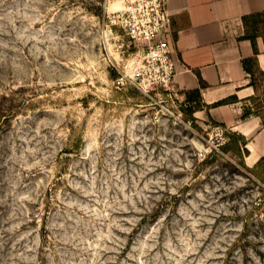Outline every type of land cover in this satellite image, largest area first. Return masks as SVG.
I'll return each instance as SVG.
<instances>
[{
	"label": "rangeland",
	"instance_id": "1",
	"mask_svg": "<svg viewBox=\"0 0 264 264\" xmlns=\"http://www.w3.org/2000/svg\"><path fill=\"white\" fill-rule=\"evenodd\" d=\"M119 6L0 0V264H264V167L116 87Z\"/></svg>",
	"mask_w": 264,
	"mask_h": 264
},
{
	"label": "crops",
	"instance_id": "2",
	"mask_svg": "<svg viewBox=\"0 0 264 264\" xmlns=\"http://www.w3.org/2000/svg\"><path fill=\"white\" fill-rule=\"evenodd\" d=\"M167 7L179 96L185 99L186 93L200 90L202 109L193 114L195 121L242 136L249 152L244 162L253 168L264 160V124L253 113L243 119L255 96L243 61L255 60L264 76V28L256 39L257 52L245 38L256 24L254 17L264 14V0H167ZM199 79L205 89H200Z\"/></svg>",
	"mask_w": 264,
	"mask_h": 264
},
{
	"label": "built area",
	"instance_id": "3",
	"mask_svg": "<svg viewBox=\"0 0 264 264\" xmlns=\"http://www.w3.org/2000/svg\"><path fill=\"white\" fill-rule=\"evenodd\" d=\"M119 9L107 16L111 25L123 31L136 51L132 52V60L123 69L115 66L119 73L115 81L118 89L133 88L148 100L150 105L170 119L182 121L179 111L181 97L176 90V62L170 42L173 35L170 26V13L167 0H114ZM220 141L210 142L207 149L197 154L199 160L221 153L225 145Z\"/></svg>",
	"mask_w": 264,
	"mask_h": 264
},
{
	"label": "trees",
	"instance_id": "4",
	"mask_svg": "<svg viewBox=\"0 0 264 264\" xmlns=\"http://www.w3.org/2000/svg\"><path fill=\"white\" fill-rule=\"evenodd\" d=\"M254 18L257 20L256 24L254 27L250 29V32L246 33L245 38L252 42L255 48V51L257 52L256 39L259 35L260 30L264 28V14L257 15ZM245 25L247 29V19L245 20ZM243 64H244L245 70L249 73L251 77L250 86L253 87L255 90V96L250 98V102L254 104L257 102L259 98L260 79H262V77L264 78V76L259 75L257 69L255 68V60H244ZM199 81H200V89H205L207 85L201 79H199ZM185 100H186L185 102L190 105L186 112V115L192 118L193 119L192 122L195 123L193 114L196 111H199L200 109H202L200 90H197L191 93H186ZM251 114H252V110H245L243 114V119L249 117ZM256 116L260 117L259 115H256ZM263 124H264V121H263ZM228 138H229V142L226 145L221 147V151H223L226 154L233 153L242 161L243 158H245L249 154L248 150L246 149V145H247L246 140L242 136L234 134V133L229 134ZM241 164L244 165L243 162ZM262 167H264V160L259 161L255 165L254 169L258 170ZM248 171H251V170H248ZM258 178L261 182H264V178H262L263 181L261 180L260 177Z\"/></svg>",
	"mask_w": 264,
	"mask_h": 264
},
{
	"label": "bare ground",
	"instance_id": "5",
	"mask_svg": "<svg viewBox=\"0 0 264 264\" xmlns=\"http://www.w3.org/2000/svg\"><path fill=\"white\" fill-rule=\"evenodd\" d=\"M117 5V4H116ZM115 9H118V7H115Z\"/></svg>",
	"mask_w": 264,
	"mask_h": 264
}]
</instances>
